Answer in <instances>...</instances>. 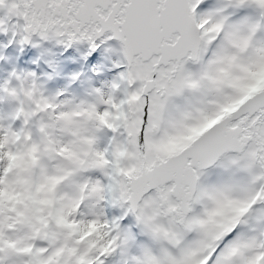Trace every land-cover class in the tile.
Instances as JSON below:
<instances>
[{
	"label": "snow or ice",
	"instance_id": "obj_1",
	"mask_svg": "<svg viewBox=\"0 0 264 264\" xmlns=\"http://www.w3.org/2000/svg\"><path fill=\"white\" fill-rule=\"evenodd\" d=\"M0 10L20 44L116 39L122 69L90 102L0 86V264H264V0Z\"/></svg>",
	"mask_w": 264,
	"mask_h": 264
},
{
	"label": "rangeland",
	"instance_id": "obj_2",
	"mask_svg": "<svg viewBox=\"0 0 264 264\" xmlns=\"http://www.w3.org/2000/svg\"><path fill=\"white\" fill-rule=\"evenodd\" d=\"M3 18L4 11L0 10V19ZM17 24H21V20L13 17L0 25V86L6 81L10 86H16L15 76L24 77L31 73L29 79L39 85L45 97L60 94L59 99L90 102L94 99V90L107 92L122 70L115 66L121 59L119 48L104 36L95 41L98 45L95 50L87 41L72 42L68 48L56 38L31 37L29 42L20 44L19 32L14 27ZM77 71L81 72L78 83L65 89L69 78ZM3 95L0 92V96ZM116 95L120 96V93ZM15 106V102L7 98L0 100V109H3L0 116L9 114Z\"/></svg>",
	"mask_w": 264,
	"mask_h": 264
},
{
	"label": "water",
	"instance_id": "obj_3",
	"mask_svg": "<svg viewBox=\"0 0 264 264\" xmlns=\"http://www.w3.org/2000/svg\"><path fill=\"white\" fill-rule=\"evenodd\" d=\"M35 34H33V36H34ZM102 37V36H101ZM112 41H114L116 44H118L119 46H120V42L119 41H117L116 39H111Z\"/></svg>",
	"mask_w": 264,
	"mask_h": 264
},
{
	"label": "bare ground",
	"instance_id": "obj_4",
	"mask_svg": "<svg viewBox=\"0 0 264 264\" xmlns=\"http://www.w3.org/2000/svg\"><path fill=\"white\" fill-rule=\"evenodd\" d=\"M96 62V61H95ZM68 99V98H67Z\"/></svg>",
	"mask_w": 264,
	"mask_h": 264
}]
</instances>
